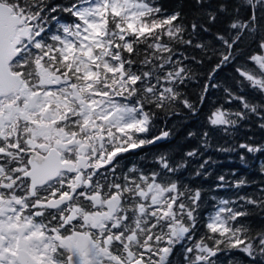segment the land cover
<instances>
[{
    "label": "snow or ice",
    "instance_id": "obj_1",
    "mask_svg": "<svg viewBox=\"0 0 264 264\" xmlns=\"http://www.w3.org/2000/svg\"><path fill=\"white\" fill-rule=\"evenodd\" d=\"M253 129L264 0H0V264H264Z\"/></svg>",
    "mask_w": 264,
    "mask_h": 264
},
{
    "label": "trees",
    "instance_id": "obj_2",
    "mask_svg": "<svg viewBox=\"0 0 264 264\" xmlns=\"http://www.w3.org/2000/svg\"><path fill=\"white\" fill-rule=\"evenodd\" d=\"M178 0H161V3L164 4V6L166 8H168L169 11H171L172 9H174L177 5ZM255 134V137L257 139V141H259L260 139H264V132H260L256 129H253L252 132H241L240 138H246L249 135H253ZM183 136V133H179L178 136L176 137V140H174L172 142V144H168V143H161L159 145H154V146H150V147H146L144 149L141 150H137L135 153H129L126 156V163L130 164L131 162L137 160L139 157L148 155L151 156L154 153H157L159 151H161L164 148H169L172 147L174 144L181 142V137ZM193 146V142H189L188 144H185L184 147L188 148V147H192ZM214 157L218 160L223 161V163L219 164L215 170L213 171V176L211 178H209L206 181H197V183H203L205 188H209L211 187L214 183H215V175L226 171V170H230V169H238L239 172L241 174L248 172V169L242 167L239 163V160L237 159L234 163H229L227 158L225 156L219 155V154H213ZM191 170V169H190ZM256 176L255 172H251L250 173V178ZM215 193H207V195H214ZM223 193H221L222 195Z\"/></svg>",
    "mask_w": 264,
    "mask_h": 264
}]
</instances>
